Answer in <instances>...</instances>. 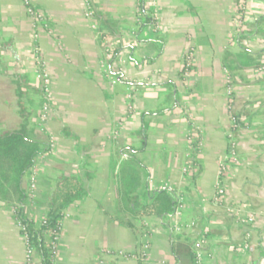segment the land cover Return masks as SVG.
Masks as SVG:
<instances>
[{
	"label": "crops",
	"instance_id": "crops-1",
	"mask_svg": "<svg viewBox=\"0 0 264 264\" xmlns=\"http://www.w3.org/2000/svg\"><path fill=\"white\" fill-rule=\"evenodd\" d=\"M29 1L44 24L0 0V132L22 122L14 77L37 91L40 69L53 111L38 122L39 96L22 88L26 130L46 146L22 179L25 213L43 219L63 178L83 190L63 211L54 264H193L178 243L205 264H264V0H143L142 28L139 0ZM92 6L115 25L96 31ZM164 188L175 212L142 213ZM24 259L0 206V264Z\"/></svg>",
	"mask_w": 264,
	"mask_h": 264
},
{
	"label": "trees",
	"instance_id": "trees-1",
	"mask_svg": "<svg viewBox=\"0 0 264 264\" xmlns=\"http://www.w3.org/2000/svg\"><path fill=\"white\" fill-rule=\"evenodd\" d=\"M138 3L139 11L144 15L139 24V28H142L149 25L152 19L143 5V0H139ZM93 6L91 12L101 22L100 25H102L103 30H109L112 25H115L112 20H104L103 14L96 11ZM14 78L18 97V114L22 122L17 130L0 132V206L13 209L18 222L23 226L20 232L27 235L28 243L34 249L37 259L35 264H54L53 248L51 247L53 236L50 232L58 231L66 205L78 198L83 190L77 177L63 178L55 185L52 201L45 217L39 222L32 221L27 217L25 213L27 193L22 188V179L31 170L37 157L46 151V146L31 137L26 130L27 111L21 101L22 88L27 86L32 91H36V89L27 85L26 75H17ZM229 79L231 78L229 77ZM232 120L235 126L241 124L237 114H232ZM56 201L61 202L56 204ZM179 204H181L180 199L171 190L164 188L154 191L153 200L145 205L141 212L161 216L172 215ZM173 252L178 258L194 259L193 252L184 243L173 246Z\"/></svg>",
	"mask_w": 264,
	"mask_h": 264
},
{
	"label": "built area",
	"instance_id": "built-area-1",
	"mask_svg": "<svg viewBox=\"0 0 264 264\" xmlns=\"http://www.w3.org/2000/svg\"><path fill=\"white\" fill-rule=\"evenodd\" d=\"M21 1L23 2L24 6H25L26 13L28 14V16H30V18L33 20V22L44 24L43 14H41L39 11L35 10L34 7L30 4L29 0H21ZM90 12L91 11H89V13ZM240 22H241V20H239V23ZM192 56H193L192 50H187V52L185 53V55L183 57L182 70H183V74L185 76L189 75V69H190V66L192 63ZM36 58H37V63H40V59L37 56H36ZM43 82H44V84H46L45 78H43ZM228 83H230V80H228ZM227 87H228V91L231 92V90H232L231 84H229ZM45 90H47L46 87H45ZM232 160H235V159L233 158ZM221 170L224 171L225 166H221ZM31 187H34V185L32 184ZM217 194L218 195L222 194V189L220 187H218V189H217ZM249 221H251V218H249ZM18 224H19L20 230H22L23 229L22 224L20 222H18ZM176 230H177V228H176ZM50 234L53 236V241L51 243V247L53 248V255L55 257L56 250H57V244H58V240H59V235H60V227H59L58 231L50 232ZM22 235H23L24 242H25L24 264H35L37 262V259L35 257L34 249L29 245L28 240H27V235L24 233H22ZM193 254H194L193 264H205L202 249H200V248L196 249ZM161 264H164V263H161Z\"/></svg>",
	"mask_w": 264,
	"mask_h": 264
},
{
	"label": "rangeland",
	"instance_id": "rangeland-1",
	"mask_svg": "<svg viewBox=\"0 0 264 264\" xmlns=\"http://www.w3.org/2000/svg\"><path fill=\"white\" fill-rule=\"evenodd\" d=\"M90 1V0H89ZM139 5V3L137 4V6ZM135 13H136V16H137V18H139V19H142L143 18V13L142 12H140L138 9H136L135 10ZM93 17H95V16H91V17H89L88 16V18H93ZM95 19H96V17H95ZM92 20V19H91ZM97 20V19H96ZM95 22V23H94ZM93 22V27L96 29V31H98V29H100L101 28V26L102 25H100V23L101 22H99L98 20L97 21H94ZM102 30V29H101ZM102 32V31H101ZM103 36V34H101L100 33V36H99V38H100V40L102 39L101 37ZM189 50H191V49H189ZM106 52H105V50H104V52H103V58H104V60H105V58H106ZM185 55V54H184ZM43 61V60H42ZM39 64V63H38ZM40 66V65H39ZM43 72L39 69L38 70V73H36V76H37V79L39 80V88L37 89V91H36V93H37V95L39 96V99H40V101H41V105H40V113L38 114V122L40 121H42L41 120V118L43 119V117L45 116V118H49V115H51V113H52V111H53V104H52V102H51V98H48L47 97V94H48V90H45V87H46V89H47V87L49 88V84H47L46 86H45V84H44V82H43ZM46 78L47 79H49V76H48V74H47V76H46ZM51 87V86H50ZM24 88H26V87H24ZM25 94V93H24ZM23 95V94H22ZM22 104H23V107L24 108H26V111H28V109H29V107H30V103H28V101H24V99L22 100ZM18 116H19V114H18ZM47 116V117H46ZM20 117V116H19ZM20 125H21V123H20ZM20 125L16 128V129H13V130H17V129H19V127H20ZM29 134V133H28ZM30 135V134H29ZM77 144V143H76ZM77 147H80L78 144L76 145ZM129 160H137L136 158H134V156H132V157H129L128 158ZM77 160H84L83 159V157H81V158H77Z\"/></svg>",
	"mask_w": 264,
	"mask_h": 264
}]
</instances>
